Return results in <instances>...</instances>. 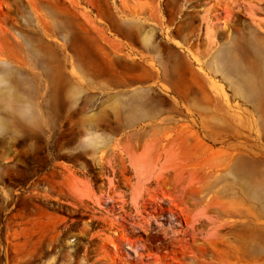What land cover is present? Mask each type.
Returning a JSON list of instances; mask_svg holds the SVG:
<instances>
[{"label": "rangeland", "instance_id": "obj_1", "mask_svg": "<svg viewBox=\"0 0 264 264\" xmlns=\"http://www.w3.org/2000/svg\"><path fill=\"white\" fill-rule=\"evenodd\" d=\"M0 264H264V0H0Z\"/></svg>", "mask_w": 264, "mask_h": 264}]
</instances>
